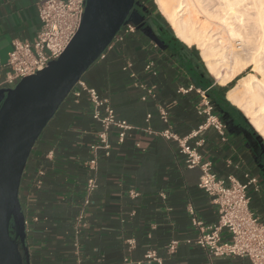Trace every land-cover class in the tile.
<instances>
[{
	"label": "crops",
	"instance_id": "obj_1",
	"mask_svg": "<svg viewBox=\"0 0 264 264\" xmlns=\"http://www.w3.org/2000/svg\"><path fill=\"white\" fill-rule=\"evenodd\" d=\"M40 1L0 0V81L8 70L12 41L31 40L39 30ZM130 22L134 32L114 42L80 79L133 128L122 143L115 130L110 132V153L98 160L97 186L85 208L76 250L74 219L87 179L85 161L100 125L92 119L85 92L66 97L36 140L20 182L29 264H250L237 255L210 260L204 248L186 242L199 232L192 219L204 226L215 223L217 205L197 186L199 168H187L176 143L155 132L169 126L186 135L195 129L203 121L197 112L198 90H206L226 130L224 138L211 127L203 130L197 137L203 138L199 151L219 177L233 175L244 182L248 174L257 179L259 189L251 184L247 195L251 210L263 221L264 141L227 99L230 82L221 85L204 71L195 50L173 37L148 1L135 4ZM148 61L151 68L145 69ZM127 63L131 66L124 69ZM159 107L166 109L167 123ZM38 168L45 174L41 187L34 189ZM221 238L228 240L229 233L222 230ZM172 240L177 245L169 250ZM147 252L158 260L146 259Z\"/></svg>",
	"mask_w": 264,
	"mask_h": 264
},
{
	"label": "built area",
	"instance_id": "obj_2",
	"mask_svg": "<svg viewBox=\"0 0 264 264\" xmlns=\"http://www.w3.org/2000/svg\"><path fill=\"white\" fill-rule=\"evenodd\" d=\"M86 0H42L37 3L40 27L31 40L14 39L6 61L7 72L0 87H13L21 78L33 75L47 66L48 62L56 59L66 48L74 34L77 32L82 15L84 13ZM135 24L127 21L121 25L113 36L107 50L114 42L123 40L125 34L134 32ZM105 50L98 58L103 57ZM152 62L145 63L144 68L150 69ZM131 66L130 63L124 67ZM133 76L134 73H131ZM144 87V85H140ZM85 92L92 104V119L99 123L100 130L97 139L89 144V157L85 161L87 179L84 185V194L80 203L78 214L74 219V247L79 245V234L85 225L84 212L90 202V194L97 186L95 173L100 156H108L111 142L110 132H117L116 139L122 143L129 130L133 128L126 120L118 118L114 109L109 105L107 99L103 98L95 88L86 86L81 79L70 90L69 94L74 96ZM200 103L197 108L198 114L203 116V121L186 135H179L169 126L156 134L173 140L178 153L183 156L187 168L198 167L200 175L197 186L206 192L211 200L217 205L218 218L215 223L204 226L195 218L192 223L199 229L194 239H186L187 243H195L207 251L211 260L218 256H245L250 264H264V221L256 215L249 206L247 188L253 185L255 190L259 189L255 177L245 174L244 182L233 175L225 178L217 176L212 169L209 160H204L199 151L203 144V138H197L199 134L211 127L221 138H224L226 124L214 111V106L206 94V90H198ZM159 115L163 122H168V114L165 108L159 107ZM149 115H147V118ZM150 131L148 128H144ZM190 140L194 142L189 143ZM47 157L52 156L48 151ZM45 174L42 168L35 170L32 179V187L39 189L42 185V177ZM133 196L137 193L130 192ZM25 226L27 221L25 220ZM229 233L228 240H222L221 232ZM176 240H172L169 250H174ZM77 252V251H76ZM146 259H156L153 252H147ZM161 264V261H159ZM212 264V263H211Z\"/></svg>",
	"mask_w": 264,
	"mask_h": 264
},
{
	"label": "water",
	"instance_id": "obj_3",
	"mask_svg": "<svg viewBox=\"0 0 264 264\" xmlns=\"http://www.w3.org/2000/svg\"><path fill=\"white\" fill-rule=\"evenodd\" d=\"M137 0H86L63 52L13 87L0 88V264H29L19 188L30 152L82 74L134 12Z\"/></svg>",
	"mask_w": 264,
	"mask_h": 264
},
{
	"label": "bare ground",
	"instance_id": "obj_4",
	"mask_svg": "<svg viewBox=\"0 0 264 264\" xmlns=\"http://www.w3.org/2000/svg\"><path fill=\"white\" fill-rule=\"evenodd\" d=\"M215 1L211 8L205 7L203 0H155L175 36L187 45H196L208 72L221 85L228 84L242 71L237 62L240 54L262 52L263 62L257 57L256 64H252L261 78L253 79V74L242 76L228 89L226 97L264 137V0ZM199 15H203V20ZM214 19L217 22H212L223 25L230 37L244 40L246 47L239 41L227 40L226 35L223 37L216 28L219 24L209 27L207 22Z\"/></svg>",
	"mask_w": 264,
	"mask_h": 264
},
{
	"label": "rangeland",
	"instance_id": "obj_5",
	"mask_svg": "<svg viewBox=\"0 0 264 264\" xmlns=\"http://www.w3.org/2000/svg\"><path fill=\"white\" fill-rule=\"evenodd\" d=\"M137 1H142V0H137ZM143 1H148L149 2V4H151V6H153L154 8H155V10L157 11V13L162 17V19L164 20V22L166 23V24H168L169 25V27L171 28V26H170V24L166 21V19L164 18V16L162 15V13H161V11L159 10V8H158V5H157V3L155 2V0H143ZM249 1V0H248ZM212 2V3H211ZM216 3V1L215 0H203V5L206 7H211L212 8V6L214 5ZM199 17L203 20V15H199ZM211 21V22H210ZM212 21H214V22H217V20L216 19H214V20H209V22H207L208 23V25H209V27H210V24H211V26H213V27H215L217 24H219V23H215L214 24V22H212ZM213 23V24H212ZM221 26V27H220ZM216 28L221 32L220 34L223 36V37H225V35H226V39L227 40H229V39H231L233 42H238L239 40L237 39H233V37H230L229 35H228V33L226 32V29L224 28V26L223 25H221V24H219L218 26H216ZM223 29V30H222ZM171 30H172V32H173V29L171 28ZM174 33V32H173ZM175 35V34H174ZM224 38V39H225ZM243 42V44H242V42ZM240 43H241V46L244 48V47H246V46H244L245 44H244V40H240L239 41ZM238 42V43H239ZM189 46H191V48L192 49H194L195 50V52L197 53V55L200 57V59H201V61L203 62V64H204V66H205V63H204V61L202 60V58H201V56H200V54H199V49L196 47V45L195 44H191V45H189ZM244 53H245V51H244ZM244 53H242V54H240L238 57H237V59H238V64H240L239 66H238V64L236 65V66H238V67H242L243 69H242V71L234 78V80H233V83H232V86L237 82V80L239 79V78H241L242 76H247V75H249V74H253V79H256V78H258V79H260L261 77H260V71H256L255 72V70L253 69L254 68V65L256 64V60H258V58H259V60H261L260 62L262 63L263 61H262V59H260V57L262 56V52L261 53H259L258 55L257 54H255V53H249V52H246L245 54ZM253 54H254V56H253ZM255 56H256V58H255ZM258 57V58H257ZM240 61V62H239ZM236 62V63H237ZM245 62V63H244ZM247 62V63H246ZM255 62V63H254ZM259 62V63H260ZM250 63V64H249ZM254 63V65H252ZM206 68V67H205ZM207 70V69H206ZM226 69H224L223 70V72L225 71ZM257 72H259V75H258V73ZM254 74H255V77H254ZM216 80V79H215ZM227 85V84H226ZM232 86H230L229 88H231ZM251 87V86H250ZM228 88V89H229ZM227 89V90H228ZM247 101V99H244V102H246ZM242 113H243V111H242ZM247 118V117H246ZM248 119V118H247ZM254 128V127H253ZM254 130L256 131V129L254 128ZM257 132V131H256ZM258 134H259V132H257ZM260 135V134H259ZM260 137L262 138V140L264 141V137L263 136H261L260 135Z\"/></svg>",
	"mask_w": 264,
	"mask_h": 264
},
{
	"label": "trees",
	"instance_id": "obj_6",
	"mask_svg": "<svg viewBox=\"0 0 264 264\" xmlns=\"http://www.w3.org/2000/svg\"><path fill=\"white\" fill-rule=\"evenodd\" d=\"M168 25V24H167ZM168 27H169V25H168ZM169 29L171 30V28L169 27ZM172 31V30H171ZM173 37H175V35L173 34ZM177 40H178V42L183 46V47H186V45H185V43H183L181 40H179L177 37H175ZM201 61V60H200ZM201 66H202V69L204 70V71H206L207 72V70H206V68H205V66H204V64H203V62L201 61ZM234 80V79H233ZM233 80L229 83V85H231L232 86V83H233ZM222 99H224V98H222Z\"/></svg>",
	"mask_w": 264,
	"mask_h": 264
}]
</instances>
